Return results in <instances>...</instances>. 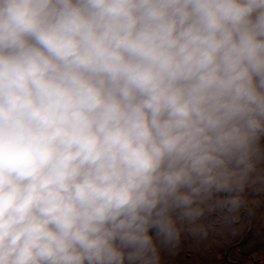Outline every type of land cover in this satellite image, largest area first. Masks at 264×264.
<instances>
[{
    "label": "clouds",
    "instance_id": "obj_1",
    "mask_svg": "<svg viewBox=\"0 0 264 264\" xmlns=\"http://www.w3.org/2000/svg\"><path fill=\"white\" fill-rule=\"evenodd\" d=\"M262 137L264 0H0V264H162Z\"/></svg>",
    "mask_w": 264,
    "mask_h": 264
},
{
    "label": "flooded vegetation",
    "instance_id": "obj_2",
    "mask_svg": "<svg viewBox=\"0 0 264 264\" xmlns=\"http://www.w3.org/2000/svg\"><path fill=\"white\" fill-rule=\"evenodd\" d=\"M248 197L251 210L242 209L209 238L184 235L174 248L162 250V264H264V191L250 188Z\"/></svg>",
    "mask_w": 264,
    "mask_h": 264
}]
</instances>
